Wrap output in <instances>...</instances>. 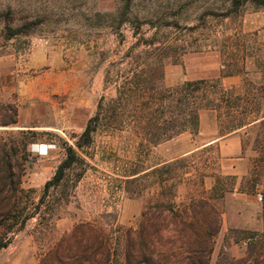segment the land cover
Segmentation results:
<instances>
[{
    "label": "rangeland",
    "instance_id": "374dc122",
    "mask_svg": "<svg viewBox=\"0 0 264 264\" xmlns=\"http://www.w3.org/2000/svg\"><path fill=\"white\" fill-rule=\"evenodd\" d=\"M123 1L0 0V65L5 70L17 69L21 80L31 77V82H0V120H9L12 113L8 108H16L17 120L31 123V130L37 133L28 149L30 156L21 181L25 190H34L35 202L64 158L65 146L74 145L95 113L99 98L112 95L111 89L103 91V72L133 43L132 29L128 24L119 30L106 28L96 14L113 13ZM232 2L133 0L135 10L153 7L181 27L205 28L192 33L183 30L189 42L200 41L203 47L165 67L166 87L217 79L222 66L236 58L235 48L242 46L248 48L245 73L222 78L223 86H233L242 93L248 82L255 90L264 82V73L255 66L256 60L264 57V8H254L246 1L233 14ZM12 30L25 33L10 37ZM169 32L177 35L176 30ZM100 52L106 54L104 63L99 60ZM255 90L254 94L258 93ZM254 103L264 111V95H257ZM201 114L205 120V111ZM207 122L202 135L193 138L195 145L222 136L225 125L215 112L207 114ZM243 131L240 160L227 162L212 146L182 157L187 169L178 171L190 172L191 178L203 177L205 190L213 186L214 176L224 178L222 185L227 192L219 202L222 223L208 264H215L221 251L235 259L244 258L248 246L242 242L264 235V142L256 131ZM168 144L136 150L126 135L98 132L82 153L84 173L70 193L69 203L53 221L49 238L70 231L82 221H100V214L105 212L116 213L120 226H133L153 190L149 180L142 183L140 197L136 196L138 188L127 194L123 176L132 169L142 170L166 160ZM40 145L49 148L46 154L37 152ZM189 187L179 186L177 202L184 200ZM257 192L262 194L261 201L256 199ZM34 222L29 221L0 251V264H38L40 245L31 235Z\"/></svg>",
    "mask_w": 264,
    "mask_h": 264
},
{
    "label": "trees",
    "instance_id": "16d2710c",
    "mask_svg": "<svg viewBox=\"0 0 264 264\" xmlns=\"http://www.w3.org/2000/svg\"><path fill=\"white\" fill-rule=\"evenodd\" d=\"M246 1L254 8H264V0H233L235 10L231 13ZM122 3L113 13L96 14L106 28L119 30L128 24L132 29L133 43L103 72V91L111 89L112 95L99 98L95 113L74 145L65 146L64 158L36 202L34 190H25L21 181L30 156L28 149L37 133L7 130L17 123L16 108H8L12 113L9 120H0V251L34 220L31 235L40 245L38 264H208L222 223L219 202L227 192L222 185L224 178L214 176L213 186L205 190L203 177L191 178L188 171L179 174L187 169L183 158L132 169L123 176L127 194L138 188L136 196L140 197L142 183L149 180L153 190L133 226L124 228L117 223L116 213L105 212L100 221H82L49 238L53 221L69 203L70 193L84 173L82 153L98 132L126 135L136 150H149L185 132L196 136L201 111H210L225 125L222 135L245 129L256 131L264 142V111L254 103L257 95H264V82L256 90L248 82L242 93L221 82L245 73L247 47L235 48L236 58L222 66L215 80L166 87L165 67L203 47L200 41L189 42L183 30L198 32L204 26L181 27L166 20L156 8L139 11L133 0ZM171 30L177 35L171 36ZM22 33L25 30H12L10 37ZM99 56L104 63L106 54L100 52ZM255 66L264 73V57L256 60ZM183 184L190 187L184 200L177 202V189ZM247 246L244 258L235 259L221 251L215 264H264V235L259 239L253 236Z\"/></svg>",
    "mask_w": 264,
    "mask_h": 264
},
{
    "label": "crops",
    "instance_id": "0c3cea01",
    "mask_svg": "<svg viewBox=\"0 0 264 264\" xmlns=\"http://www.w3.org/2000/svg\"><path fill=\"white\" fill-rule=\"evenodd\" d=\"M0 82H31V77L28 75L21 80L19 77V71L17 69L15 71L13 69L5 70L0 65ZM205 113V120L202 119V114L200 113L199 132L196 136L202 135L204 127L208 123L207 114L212 112L205 111ZM15 128L21 130L32 129L31 123H21L20 119L17 120ZM243 130L244 129H241L237 132L225 134L216 138H211L207 141H202L199 145H195L194 143L193 138L195 136H193L189 132H185L158 146L170 143L167 146V149H169L170 151L168 155L164 157L166 159L164 160L165 162H170L185 157L187 155L193 154L195 151L204 149L209 146H214L219 156L223 160L230 162L234 160H240L238 156L241 152V134L244 133ZM48 150L49 148L46 145H40L37 149V152H43L44 154V152L46 151L47 153ZM231 167L233 166L231 165Z\"/></svg>",
    "mask_w": 264,
    "mask_h": 264
},
{
    "label": "built area",
    "instance_id": "2783aa9c",
    "mask_svg": "<svg viewBox=\"0 0 264 264\" xmlns=\"http://www.w3.org/2000/svg\"><path fill=\"white\" fill-rule=\"evenodd\" d=\"M44 154H46V151L44 152ZM255 196H256V199H257L258 201H261V200H262V194H261L260 192H257ZM250 241H251V239L244 240V241L242 242L243 246H247V245L249 244Z\"/></svg>",
    "mask_w": 264,
    "mask_h": 264
}]
</instances>
